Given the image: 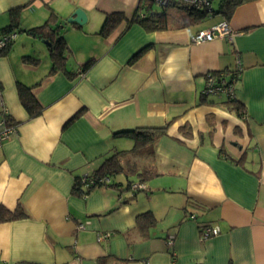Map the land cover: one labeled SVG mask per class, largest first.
Segmentation results:
<instances>
[{
  "label": "crops",
  "instance_id": "1",
  "mask_svg": "<svg viewBox=\"0 0 264 264\" xmlns=\"http://www.w3.org/2000/svg\"><path fill=\"white\" fill-rule=\"evenodd\" d=\"M148 1L0 0V34L13 16L29 30L56 15L72 74L51 72L45 41L17 30L0 54V98L16 127L0 149V207L26 215L0 222V264H264V0L233 11L230 41L192 43L219 16L154 32L134 23L122 33V22L100 35L107 15L130 20ZM78 8L84 25L66 24ZM236 59L242 112L203 94L207 76H228ZM17 84L40 115L28 116ZM140 127L166 128L142 161L158 174L145 190H121L120 176L121 188L71 193L76 178L132 148L114 132ZM144 212L155 223L141 230ZM205 227L219 234L202 240Z\"/></svg>",
  "mask_w": 264,
  "mask_h": 264
},
{
  "label": "trees",
  "instance_id": "2",
  "mask_svg": "<svg viewBox=\"0 0 264 264\" xmlns=\"http://www.w3.org/2000/svg\"><path fill=\"white\" fill-rule=\"evenodd\" d=\"M249 1L251 0H219L217 9L214 10L211 8L210 12H208L206 9L202 8H187L176 1L169 3L165 7L157 6V8H154L153 0H149L145 6H142L145 10L144 16L139 14V10L142 7L138 8V12H136L130 20L125 19L122 14L118 13L107 15L100 30V35L103 37L110 35V33H112V31L122 22H126V28L122 33L134 23L140 25L148 32L197 25L213 16H219L222 21L228 23L233 11L238 6ZM56 21V15L51 13L49 18L42 25L29 30H20L18 20L13 16L9 25L2 31V33H10L17 30L18 32H24L33 37L42 39L48 46L49 56L52 62L51 72H54L57 69H62L68 76H72V74L64 68L66 60V44L64 39L58 33L59 27L57 25L55 27L52 26ZM142 52L143 50L138 52L135 56H139ZM89 66L90 62L81 67L80 72L84 73ZM17 94L21 106L30 118L37 117L41 114L42 108L34 97L30 87L17 84ZM227 100L232 104L236 112H242L243 108L238 102L234 99ZM76 117L77 116H74L73 119ZM9 121L13 122L12 119H9ZM165 130V127H140L114 132L112 134L114 138H125L132 141V148L127 151H115L112 153L102 161L97 170L93 171L84 179L85 181L82 182L81 177L76 178L71 193L78 197H85L96 188H121L119 183L113 182L120 176L126 180V185L125 187H122L121 190L127 191L134 183L144 184L151 178L156 177L158 174L155 169L148 165H142V161L154 154V144L158 137L165 134ZM132 193L135 194L136 192ZM25 216L26 215L20 206H18L12 213L8 212L3 207H0V222L22 219ZM154 223L155 219L150 212H144L135 217L136 228L141 230L152 227ZM107 260L108 259H100L98 264H105Z\"/></svg>",
  "mask_w": 264,
  "mask_h": 264
},
{
  "label": "built area",
  "instance_id": "3",
  "mask_svg": "<svg viewBox=\"0 0 264 264\" xmlns=\"http://www.w3.org/2000/svg\"><path fill=\"white\" fill-rule=\"evenodd\" d=\"M179 2L183 6L187 8L194 9H206L210 12L212 6L209 0H153V3L157 6L165 7L171 2ZM15 37V33H1L0 34V53L7 47L8 43H10ZM216 39H226L227 41L231 40V32L228 27V24L224 21L219 22L217 24L212 25L209 29L199 30L192 38L193 44H201L205 42H211ZM242 72V67L239 59L235 61V67L232 72L228 74V76L224 75H208L206 86L204 88L205 95L212 96H224L226 99L232 100L234 99V84L239 78ZM10 116L8 113V109L5 106L3 100L0 98V149L3 146V143L13 134L16 133V127L13 122L9 121ZM88 177L84 176L82 178V182L84 179ZM108 182V181H107ZM129 190L131 192H138L141 190H145L144 184L134 183L130 186ZM218 230L211 227H205L202 230V240H206L210 237L217 236ZM102 239L107 238V235L101 237ZM173 241L169 240L168 245H172ZM139 264H146L145 261H141Z\"/></svg>",
  "mask_w": 264,
  "mask_h": 264
},
{
  "label": "water",
  "instance_id": "4",
  "mask_svg": "<svg viewBox=\"0 0 264 264\" xmlns=\"http://www.w3.org/2000/svg\"><path fill=\"white\" fill-rule=\"evenodd\" d=\"M86 22V15L81 9H75L74 12L66 19V24L82 26ZM46 44V43H45Z\"/></svg>",
  "mask_w": 264,
  "mask_h": 264
},
{
  "label": "rangeland",
  "instance_id": "5",
  "mask_svg": "<svg viewBox=\"0 0 264 264\" xmlns=\"http://www.w3.org/2000/svg\"><path fill=\"white\" fill-rule=\"evenodd\" d=\"M211 3L212 8L215 10L217 9L219 0H209Z\"/></svg>",
  "mask_w": 264,
  "mask_h": 264
}]
</instances>
